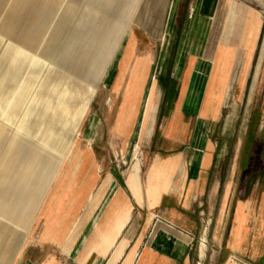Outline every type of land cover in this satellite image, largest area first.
<instances>
[{"label":"crops","instance_id":"0c3cea01","mask_svg":"<svg viewBox=\"0 0 264 264\" xmlns=\"http://www.w3.org/2000/svg\"><path fill=\"white\" fill-rule=\"evenodd\" d=\"M94 1L0 0V58L6 59L5 67L13 66L15 57L10 55L17 48L23 61L35 53L43 57L53 36L63 44L67 29L71 35L82 30L87 23L81 20L92 14L86 3ZM180 1L166 0L168 20L163 19L158 36L130 25L128 41L123 39L117 51L119 67L108 86L112 105L108 129L122 146L130 139L144 94L155 86L154 122L139 139L142 164H135L121 184L110 174L116 192L84 242L79 245L77 240L74 248L78 250L73 256L51 250L53 241H39L25 246L12 264H264V187L259 186L255 175L247 176L241 155L230 154L235 107L225 117L226 99L244 85L240 84L245 81L241 76L249 71L258 50L263 22L237 1V6L246 9L243 23L251 20L250 30L242 28L237 38L241 47L236 49L218 40L211 43L210 27L202 46L192 51L188 41L183 42L195 18L191 8L199 4L202 14L207 0L190 1L183 28L175 22ZM215 2L217 5L219 0ZM227 47L236 49L234 59L225 57ZM238 53L243 62L232 84ZM263 54L264 37L250 100ZM137 61L139 72L146 68V76L136 94L128 96L126 87ZM17 65L22 66V61ZM124 99L136 100L133 119L128 127L115 132ZM92 158L102 169L93 154ZM91 170L95 175L70 220L81 218L88 194L94 193L103 179L93 164ZM33 220L31 216L25 224L17 220L13 225L26 231Z\"/></svg>","mask_w":264,"mask_h":264},{"label":"rangeland","instance_id":"374dc122","mask_svg":"<svg viewBox=\"0 0 264 264\" xmlns=\"http://www.w3.org/2000/svg\"><path fill=\"white\" fill-rule=\"evenodd\" d=\"M190 1L179 2L176 26L184 27ZM215 1L207 0L202 14L199 4L192 6L195 18L183 42L188 41L191 50H196L202 46L211 27V43L218 40L225 45L238 2L261 18L258 50L249 71L241 76V80L245 78L244 83L240 81L244 84L242 91L240 87L234 96L229 88L225 117L235 107L234 144L230 154L241 155L247 176L255 175L259 186L264 187V54L252 98L248 99L264 37V0H231L226 16L221 0L217 5ZM86 5L92 9V14L81 20L87 26L72 35L67 29L63 44L53 36L43 57L35 53L23 61L17 48L8 55L15 57L11 60L13 66L21 61L22 66L8 68L3 64L6 59L0 58V264H12L25 246L39 244V241H53L51 250L73 256L78 250L74 248L77 240L80 239L79 245L84 242L116 192L117 185L110 174L121 184L132 167L143 162L139 139L145 128L154 122L155 91H152L148 109L146 102L151 88L144 94L130 139L122 146L108 129L107 116L112 111L108 86L119 67L117 51L123 39L128 41L130 25L134 23L152 36H158L163 19L168 20L169 4L166 0H95ZM122 29L126 35L121 38ZM135 64L126 87L128 96L136 94L139 82L146 76V68L139 72L138 61ZM135 103L134 99H124L115 132L131 124ZM81 104L83 114L72 120L73 112L80 109ZM54 138L67 140L66 159L61 169H55L44 179L51 155L47 152ZM92 154L102 169L92 161ZM92 164L103 179L97 190L88 194L81 218L70 220L80 196L87 191L95 175ZM31 216L35 220L28 230L13 225L17 220L25 224ZM118 231L119 227L115 234Z\"/></svg>","mask_w":264,"mask_h":264},{"label":"bare ground","instance_id":"6f19581e","mask_svg":"<svg viewBox=\"0 0 264 264\" xmlns=\"http://www.w3.org/2000/svg\"><path fill=\"white\" fill-rule=\"evenodd\" d=\"M230 3L232 4L231 0H221L220 1V4H221V7H226V11L223 12L225 13V16L227 15L228 11H227V8L228 6L230 5ZM212 8V7H211ZM205 9V8H204ZM221 13V12H220ZM201 14V13H200ZM245 16H246V9L245 8H241L239 6L236 5V9H234V12H233V15H232V19H231V24L230 25V30H229V34H228V38H227V42L226 44L227 45H234L235 48L237 49V46H240L237 44V38L239 37L240 35V32L242 30V28H244V30H247L249 29L250 30V27H251V24H250V19L248 18L246 23L244 24V20H245ZM250 16V15H249ZM203 17V16H202ZM208 18V17H207ZM218 18V17H217ZM254 20V19H253ZM230 21V20H229ZM207 22V21H205ZM204 22V23H205ZM254 23V22H253ZM198 25V24H196ZM211 26V25H210ZM228 28V26H227ZM125 31V30H124ZM124 31L122 29V31L120 30L119 32V35L120 37L122 38L123 35H124ZM127 31V30H126ZM243 31V30H242ZM126 35V34H125ZM124 35V36H125ZM213 35V34H212ZM245 35V34H244ZM248 39V38H247ZM251 39V38H250ZM244 40V39H243ZM226 41V40H225ZM250 41V40H249ZM249 43V42H248ZM247 43V44H248ZM246 44V45H247ZM250 44V43H249ZM248 44V45H249ZM201 45V44H200ZM216 47V46H215ZM241 47V46H240ZM244 49H246V47L242 46ZM250 47V46H249ZM200 48V47H199ZM235 48H228L226 49L225 51V54L227 58H230V57H235V53H236V49ZM248 48V47H247ZM213 50V49H212ZM221 51V50H220ZM220 54V53H219ZM215 56V55H214ZM221 56V55H220ZM209 58V57H208ZM214 58V57H213ZM243 56L241 54L238 53V57H237V60H236V65H237V68H236V71L234 72L233 74V78H232V82L235 83L236 82V79H237V76L239 75V66L241 67L242 65V62H243ZM213 60V59H212ZM234 61V60H233ZM222 62V61H221ZM232 62V61H231ZM207 66V65H206ZM221 66V65H220ZM230 66V65H229ZM233 66V65H232ZM244 66V65H243ZM224 67V66H223ZM210 68V67H209ZM230 75V74H229ZM228 84V83H227ZM216 86V85H215ZM155 91V86L151 87V91H150V95L148 96V99H147V109L149 108V105H150V101H151V94H152V91ZM74 103V102H73ZM78 103V102H77ZM76 103V104H77ZM78 105V104H77ZM83 107V104L80 105V109H77L73 112V119L74 120L75 118L81 116L83 114V111L81 110V108ZM85 107V106H84ZM72 114V113H71ZM48 119V118H47ZM71 120V122H72ZM73 122L71 123V126H73ZM202 127V126H201ZM77 130H78V135L81 136V132H80V129L78 128V126H76ZM53 141V143H52ZM49 144V151L47 152V154H51L50 155V160H49V168L47 170V176L44 178V179H48L52 173L55 172V169H61V167L63 166L64 164V161L66 159V149H67V140H64V139H60V138H54ZM89 155V154H88ZM94 174V173H93ZM109 193V192H108ZM115 206V205H114ZM87 233V232H86Z\"/></svg>","mask_w":264,"mask_h":264}]
</instances>
